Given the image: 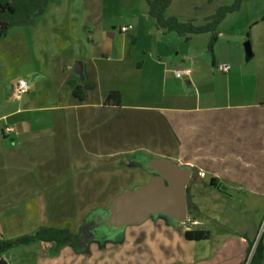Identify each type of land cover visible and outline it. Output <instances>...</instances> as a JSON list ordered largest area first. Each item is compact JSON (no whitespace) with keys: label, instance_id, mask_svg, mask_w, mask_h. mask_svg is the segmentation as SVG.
Segmentation results:
<instances>
[{"label":"crops","instance_id":"obj_1","mask_svg":"<svg viewBox=\"0 0 264 264\" xmlns=\"http://www.w3.org/2000/svg\"><path fill=\"white\" fill-rule=\"evenodd\" d=\"M106 1L52 0L34 24L0 38L8 40L0 53L5 61L26 63L16 74L0 76V240L43 227L78 235L85 221L97 225L91 231L96 238L81 247L56 251L53 243L35 242L2 259L5 264H245L264 219V0H243L234 13L244 10V18L226 30L228 17L222 21L212 53L210 33L190 39L164 34L147 0H121L128 10L124 15L118 9L119 19L108 15ZM233 1H189L179 10L172 2L165 15L203 25ZM123 26L130 29L122 32ZM79 63L83 77L76 72ZM222 63L231 65L229 72L218 70ZM181 69L191 74L176 77ZM21 81L28 89L17 96ZM77 86L86 92L84 101L73 93ZM108 91L120 93L119 104L105 103ZM153 159L191 169L186 220L151 215L138 227L114 232L111 202L157 174L147 167ZM64 190L71 203L83 205L77 211L82 215L70 217L74 225L58 220L61 215L44 214L49 196L64 199ZM90 204L101 207L92 214L96 207L86 211ZM195 230L209 237L185 238ZM121 232L123 239L113 248L110 243ZM261 240L264 246V232ZM19 250L22 256L16 258Z\"/></svg>","mask_w":264,"mask_h":264},{"label":"trees","instance_id":"obj_2","mask_svg":"<svg viewBox=\"0 0 264 264\" xmlns=\"http://www.w3.org/2000/svg\"><path fill=\"white\" fill-rule=\"evenodd\" d=\"M52 0H0V38L8 35L9 31L15 27H27L34 24L37 14L45 9ZM149 14L155 19L157 26L164 34L175 32L185 39H190L194 35L210 33L209 51L213 52L218 41V27L227 15L238 11L243 0H234L231 4L220 6L216 12L207 19L203 25H195L192 20L181 21L176 16L167 17L166 10L172 0H147ZM73 93L80 101L86 99V92L82 86H77ZM105 103L119 104L120 93L118 91H108L104 96ZM146 167V163L143 165ZM188 193V187H187ZM190 207V203H187ZM92 224V225H90ZM97 225L94 222L86 221L81 234H74L69 229L44 227L37 230L34 234L23 235L15 239L0 240V264H5L2 256L4 253L24 245L35 242H49L55 244L56 251L64 246L81 247L95 237L92 230ZM87 229V232H86ZM87 236V237H85ZM97 236V235H96ZM209 237L206 231H186L185 238L190 240H202ZM254 242L249 244L247 256L251 252ZM264 263V246L260 239L257 243L249 264Z\"/></svg>","mask_w":264,"mask_h":264},{"label":"water","instance_id":"obj_3","mask_svg":"<svg viewBox=\"0 0 264 264\" xmlns=\"http://www.w3.org/2000/svg\"><path fill=\"white\" fill-rule=\"evenodd\" d=\"M245 46L249 52V42ZM76 72L83 77L81 63ZM147 167L157 174L147 184L126 190L111 202L108 221L114 232L128 225H138L151 215L165 214L176 222L186 220V186L191 169L165 159H153Z\"/></svg>","mask_w":264,"mask_h":264},{"label":"rangeland","instance_id":"obj_4","mask_svg":"<svg viewBox=\"0 0 264 264\" xmlns=\"http://www.w3.org/2000/svg\"><path fill=\"white\" fill-rule=\"evenodd\" d=\"M120 1L121 0H107L106 1L105 5L108 7V9H107L108 15L110 14V15L114 16L115 18L119 19L122 15L117 14V10L118 9L121 10V11H123V14L125 13L124 15H126V11L128 10V8L122 7L123 5H121V2ZM189 1L190 2H193V3L198 2V0H172V2H173V8L175 10H179V9H181L183 7H189L188 6L189 4H187V3H189ZM253 3L256 4V1L254 0ZM231 14H233V13H231ZM229 15L226 16L228 18L223 23V29H225V30L228 29V28H230L237 21H240L242 18H244L245 11L242 10L241 12H238L236 14L234 13L233 16H229ZM239 18H241V19H239ZM4 41H6V40H1L0 41V53L1 52H4L3 47L6 46V43H7L8 40L6 42H4ZM247 42L248 41H245L244 45ZM139 46H140L139 47V51H141V48H142L141 43H139ZM208 50H209V48H208ZM209 53H212V52L209 51ZM5 59H7V57ZM5 59L3 58L2 55L0 56V63L2 64V66L0 67V76L1 77H3V73L4 72H8L10 74H16L18 72L19 68L23 69L24 68V64H26L25 61H24V59H22V58L21 59L13 58V59H11L9 61H7V60L5 61ZM64 195H65L64 199L63 198L62 199L59 198L57 201H56L55 198L51 197V195H50L49 198L47 199V202L44 204L46 206V208H47L46 211L44 212V214L45 215H61L58 218V220L59 219H62L64 221L63 223H66V222L69 223L70 222L71 224L74 225V224H76V222L73 221V220H70V217H71V215H82V212L83 211H80L78 214H77V211L80 210V208H82L83 205H76L74 203H71L69 201L70 199L66 198L67 197L66 196L67 195V191H65V190H64ZM65 198L67 200L66 203L64 202L65 201ZM61 200L62 201L64 200V201L61 203L60 202ZM94 207H96V208H94ZM99 207H101V205H98V204H90V205H88L86 207V211H91V210L96 209V210H94L92 212V214H95L96 211H97V209H99ZM160 217L163 218L162 216H160ZM154 218L155 217L149 219V223H148L149 225L152 223V221H154ZM91 219H94L93 216H91ZM85 223H86V221H85ZM148 224H146L147 226H144L143 229L149 227ZM138 226L137 225L136 226H130L129 228L138 227ZM262 229H263L262 230V233H263L264 232V223H262ZM35 232L36 231H28V233H24L23 235L34 234ZM86 232H87V229H86ZM99 232L100 233L101 232H104V229H98V234H99ZM105 232H106V230H105ZM124 233H126V230H125ZM23 235H19L17 237H14V239L15 238H18L20 236H23ZM85 237H87V236H85ZM115 237H117L116 240L111 241V242H113L112 244L110 243V245L113 248L116 247L117 245H119V243L123 239V233L121 232V233H119V235L117 234V236H115ZM115 244H117V245H115ZM96 246L99 249L101 247V244L99 243ZM22 252H23V250H19L17 252V254H16V258L22 256Z\"/></svg>","mask_w":264,"mask_h":264},{"label":"built area","instance_id":"obj_5","mask_svg":"<svg viewBox=\"0 0 264 264\" xmlns=\"http://www.w3.org/2000/svg\"><path fill=\"white\" fill-rule=\"evenodd\" d=\"M129 29H130V26L121 27L122 32H127ZM230 69H231V65L228 63H222V64L218 65V70L220 72L227 73L230 71ZM190 74H191L190 69H181V70L176 71V73H175L176 77H178V78H184V77L189 76ZM27 89H28V83L26 81H21L18 83L17 87L15 88V95L21 96L25 93V91ZM5 131L11 132V131H13V128L12 127H6ZM263 223H264V219H263ZM262 230L263 229L261 226V228L259 230V234H258L256 240L254 241V246H253L251 252L248 254L245 264L250 263V260L252 258L253 253H254V250H255V247H256L257 243L259 242V240L261 239Z\"/></svg>","mask_w":264,"mask_h":264}]
</instances>
